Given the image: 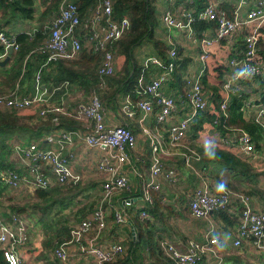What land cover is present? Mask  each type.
I'll list each match as a JSON object with an SVG mask.
<instances>
[{"label": "built area", "instance_id": "1", "mask_svg": "<svg viewBox=\"0 0 264 264\" xmlns=\"http://www.w3.org/2000/svg\"><path fill=\"white\" fill-rule=\"evenodd\" d=\"M14 2L16 0H8ZM183 2L182 7L172 10L167 9L158 12V32L168 45L170 61L165 62L163 58L155 55L146 58L144 71L149 65L156 66V74L145 81L144 74L140 77L142 87L137 93L138 98L132 100L128 97L125 111L130 114L134 110L151 113L158 107L157 121L168 125V141L172 146L184 145V139L190 131L199 113L208 111L211 108L210 100L204 90L202 77L206 65L212 59L213 50L226 44L227 52L224 60L229 66L223 83L225 96L221 102L222 114L228 116V108L235 96L242 99L241 110L251 116L264 129V60L258 58L259 51L264 50L259 45L260 27L264 22V0H239L232 16L228 11L220 8L217 1H212L200 11H195L191 5L195 0H169L171 4ZM252 5L249 9L245 7ZM199 20L214 21L215 26L202 31L200 35L195 32V23ZM250 25L249 30L241 33ZM132 23L129 17H116L114 15V0H97L96 3L82 13L75 0H62L59 11L52 21L44 27L46 38L42 44L36 47L29 54L28 58L34 56L45 57L46 63L60 60H72L84 49L88 52L102 53V60L98 67L100 86H107V77L116 72V61L114 44L125 37L131 31ZM173 30L187 34V38L193 40L198 50L197 62L199 66L193 72L186 75V88L184 92L178 89L166 92L164 87L173 80L177 63L178 47L172 40ZM38 29L34 28L27 33L33 38ZM242 34V44L238 42L237 36ZM165 37V38H164ZM0 45L3 47L0 53V60H4L10 54V48L14 52L20 49L17 35H9L0 29ZM39 69L35 79L40 82L43 79V71ZM258 86V97L248 95L245 92L248 85ZM70 88L66 82L59 88ZM20 86L9 94L0 95V109L27 110L33 106H45L51 96L30 95L19 92ZM184 109V115L174 120V116ZM54 113L53 123L58 128L60 123L59 115L74 117L84 120L87 123L88 132L84 136L85 142L104 151L98 168L105 174L103 184L104 197L108 198L115 191H130V179L127 173L123 172L122 164L131 159L132 151L136 144V135L131 128L124 124L108 125L105 120L104 103L102 94L94 90L86 102L79 103L73 109H66L64 106H55L52 109L44 108L41 115ZM218 120L215 121L217 123ZM54 135L47 137L52 143H59L61 147L73 142V131L60 129ZM160 133H154L151 137L152 164L150 176L144 182L143 197L153 203L152 191H159L162 183L160 177L171 181L179 179L175 167H167L161 158L164 152ZM209 138L215 144L231 149L236 155L247 159L252 163L264 162V146L262 150L256 147L253 136L244 129H233L231 133L223 135L219 132H211ZM18 150L25 157L27 170L20 171L13 167L0 166V188L9 186L20 188L22 186L31 190L45 189L54 183L61 185L81 184L84 178L73 170L68 158L62 155L59 148H45L33 142L30 145L20 147ZM184 161L188 167H193L194 161H200V154L193 148L187 147L183 153ZM142 162L143 159L139 158ZM3 195L0 190V201ZM124 203L130 205V199ZM220 209H228L237 213L239 225L237 226L238 236L234 240L235 246H241L243 241H248L253 247L264 252V210L253 208L252 198L245 193L236 192L225 186H218L214 189L211 183L204 181L202 185L193 189L190 200V210L195 217H207ZM142 221H150L152 215L145 209L139 212ZM115 220L118 223H128L129 217L123 209L115 212ZM30 225L29 220L23 215L15 212L10 218H5L0 213V244L5 248V255L10 264H23L17 248L30 240L27 231ZM107 219L102 207L96 209L92 216L77 223L71 229V239L62 243L56 250V256L66 262L69 253L66 246L76 244L81 254L92 256L96 264H105L110 261H117L122 258L128 250L124 243H113L104 247L98 243L101 231L106 228ZM95 232L93 237L89 234ZM220 240L218 236H211L205 242L191 240L186 252L179 251L168 241H162L161 247L164 253L172 259L175 264H198L206 253L217 256V245Z\"/></svg>", "mask_w": 264, "mask_h": 264}, {"label": "crops", "instance_id": "2", "mask_svg": "<svg viewBox=\"0 0 264 264\" xmlns=\"http://www.w3.org/2000/svg\"><path fill=\"white\" fill-rule=\"evenodd\" d=\"M54 1L56 0H43L40 8H34L33 17L27 18L22 11V8H17L18 6L16 7L15 5H10L11 3L7 0H0V29L4 30L9 35H18L19 33L33 30L34 28L40 26L42 23V17L45 14L48 17L44 18L43 23L48 22L50 18L56 16V12L59 10L62 0H57L59 1L58 6L57 3H54ZM214 1H217L219 4L223 2L230 3L236 7L239 0ZM33 3H35L34 0ZM182 6L184 5L181 1L171 4L169 0H157L156 3L158 12L165 11L168 8L175 10ZM251 6L252 5L245 7L244 10L249 9ZM263 25L264 22L262 23V26ZM157 33L158 38H160L162 35H160L158 31ZM171 37L175 45L178 47V42L173 39L172 33ZM184 44L186 45V49L184 50L183 55L192 57V61L190 60V64L188 63L189 65L187 70H190L189 72H193L194 68L199 66V63L197 62L198 60L196 59L198 55V48L196 47L195 43ZM148 53V57L156 55V52L152 48L148 51ZM223 55L220 56L225 57ZM79 56L80 53L77 54L74 59L78 58ZM145 61L146 58L144 59L143 64H145ZM48 65L49 63H46L44 59V63H41L40 69L43 68L44 70L46 67H48ZM6 67H10V62ZM156 69V66H151L150 68L148 67L146 69L147 71H144L145 81L151 79L156 74ZM20 81L18 82V85L20 86L21 91L24 93L27 91L30 95L51 96L47 105L40 106L41 109L48 107L52 109L55 106H64L66 109H73L79 103L88 101L93 92L91 91L90 93L85 94L78 85H72L69 89L63 90L57 86L55 87V84L46 83L44 79L37 83L34 74L30 81ZM141 87L142 83L139 78L136 91L138 89L139 92ZM164 89L168 93L171 91L174 92V90H176L170 86V84L165 86ZM244 89H246L244 94L245 97L248 95H254V97H258L259 89L257 85H248ZM136 94L138 97L137 92ZM129 96L119 97L117 99V104L115 103L114 106H110L105 102L104 110L106 114L105 120L108 125L124 124L131 128L136 135V144L134 150L132 151L131 159L129 162L123 163L121 169L123 172L127 173L130 179V191H115L108 198L104 197L103 184L106 177L105 174L99 171L98 168L99 161L103 156L104 151L97 147H92L85 142L84 136L89 129L87 127V123L84 120H81V122L79 121L80 119L70 117L78 120L82 127L68 129L64 126H61L59 123L58 128L53 125V128L50 132L43 134L42 139L33 140V142H36L45 148L52 147L61 149L62 155L69 159L73 170L83 176L84 181L81 184L88 187L87 190H85V195L82 194V196H78L76 203H78L79 207L86 206L88 215L80 221L91 217L96 209L102 207L106 214L107 226L101 231V234L98 238V243L104 247H109L113 243L122 242L126 245V247H128L125 256L128 255L129 250L132 248V241H139L137 236L139 227L143 232L145 230L154 232L155 239L160 243L162 241H168L181 252H186L188 250L189 242L191 240L205 242L211 236L216 235L220 240L216 249L217 256L222 260L221 264H264V252L253 247L250 242L243 241L241 246L234 245V240L238 236L236 224H226L214 213H211L207 217H195L192 215L189 206L193 189L199 185H202L204 181L211 183L212 186H214V189H216L220 182H222L235 185L243 190L252 189L251 185L253 186L254 182L250 181L241 174L232 173L218 164L213 165V163H211L210 166L205 167L204 162L201 160L194 161L193 167H188L184 163L183 156V153L187 150V147H190L186 143L187 141L184 142V145L180 146H172L169 143L167 138L168 125L165 123H158L157 121V106L151 113L134 110V113L130 114L129 112L125 111V105L128 103ZM130 98L132 99L131 96ZM35 108H37V106H33L27 110ZM184 113L185 111L180 105V110L175 114L174 120L176 121L177 119L181 118ZM59 128L73 131L72 143H65L61 147V145L57 142L52 143L48 141L47 137L49 135L55 136ZM157 132L160 133L162 137H164L162 144L165 150L161 154L162 162L167 167H176L179 174V179L177 181H171L164 177H160V181L162 183L161 189L159 191H152L154 199L153 203H150L143 197V186L145 180H147L150 176L152 164L151 137L152 134ZM41 140L44 141L43 144H41ZM208 140H210L209 137L203 138L202 142L208 143ZM260 143L264 146V141ZM27 145L30 144L26 143L23 145L19 142H15L14 146L12 147L13 153L8 160V163L11 165L8 166L23 172L27 170L25 165V157L18 150V146L23 147ZM138 157L143 159V161H138ZM253 166V173H257L255 176V186L257 187L258 191H261V193L254 192L252 194V204L253 208L256 210H264V162L259 164L253 163ZM55 185H57V183H54L52 186ZM26 188L27 187L25 186L20 188L9 186L1 187L3 199L0 201V213L5 218H10V214L13 213L12 208L17 207L13 203L15 202L16 196L20 198L22 190L29 192L32 196L31 199L35 198V190L31 191L30 189ZM125 199H130L131 204L126 205L124 203ZM120 209H123L128 215V223H118L115 220V212ZM142 209H150L152 211V219L147 222L148 224H145L144 221H141L139 217V212ZM136 217L140 221L138 222V227L137 224L136 226L133 225ZM27 219L30 222V219ZM31 223L33 222L31 221ZM29 230L32 232V230L28 227L27 231L30 235V240L26 244L18 246L16 250L21 257L23 264H54L57 259L60 261V264H96L94 257L81 254L79 247L73 243L66 246L69 253L68 261L64 262L60 260L55 254V250L57 248L46 251L42 250V238L39 242H36ZM94 235V231H91L89 234L90 237H93ZM143 239L141 240V244H139L138 250L139 253L146 256V259L150 252L147 245V239L145 238L146 243L142 244ZM217 263L218 258L214 254L206 253L198 264Z\"/></svg>", "mask_w": 264, "mask_h": 264}, {"label": "trees", "instance_id": "3", "mask_svg": "<svg viewBox=\"0 0 264 264\" xmlns=\"http://www.w3.org/2000/svg\"><path fill=\"white\" fill-rule=\"evenodd\" d=\"M23 1L24 2L22 3L21 0H16L10 2V5L22 8L26 17L32 18L34 12L33 0ZM96 1L97 0H75L82 13L87 12ZM212 1L214 0H195L190 7L195 11H200ZM54 3H57V6L59 5V1L57 0L54 1ZM156 3L157 0H114V15L116 17H129L132 23V28L125 37L117 41L113 46L115 53L119 54L122 59L121 69H117L116 72L118 73L115 72L113 75L107 77L106 87L102 88L100 86L98 74V67L103 54L101 52H88L86 49H84L76 59L51 62L44 70L42 68L41 71H43L44 81H46V83L55 84V87H60L62 84L69 82L70 86L78 85L81 87L85 94L97 90L102 94L103 103L106 102V104L110 106H114L115 103L117 104V99L121 96L126 97L130 95L133 100H136L138 98L136 88L139 83V78L144 74L143 61L149 56L148 53H143V56H141V52H144V46L147 44L154 49L156 55L163 58L165 62L171 60L168 54L167 43L161 37L158 38L157 36L160 21ZM219 6L220 8L227 10L230 16H232L231 14H233L235 10V7L230 3L223 2ZM58 11L56 13H58ZM47 17L48 16L45 14L42 17L41 22L43 23L44 18ZM52 19L53 17L50 18L49 23ZM42 23L40 26L36 27L38 32L33 38L27 32L19 33L17 35L20 49L12 54L9 68L6 67L7 65L5 67H0V95L9 94L13 91L20 79V82L26 80L30 81L33 74L36 76L41 63H44L45 57L43 56L28 58L32 50L42 44L46 38V34L43 31L44 27L48 24L47 22ZM214 26V21L205 20H199L194 25L195 32L198 35H200L205 29ZM238 42L242 44V38L238 40ZM259 45L261 48L264 45V25L260 29ZM220 47L225 49L224 52L226 54H233V52H227L224 43H222ZM2 50L3 47L0 45V53ZM212 56L211 61L206 65V70L202 77L204 90L210 100L211 108L208 111L199 113L184 139V142L187 141L186 143L200 154L201 161L204 162L205 167L210 166L211 163H213V165L218 164L232 173L241 174L250 181H253L254 185H251L252 189L249 190L240 189L229 183L220 182L219 184V186L228 187L236 192L245 193L252 198L254 192L261 193V191H258L255 186V176L257 173H253L254 166L251 161L241 158L231 149L221 147L211 140H208V143L197 141L199 142L198 147H196L197 145L194 143V140H196L195 137L199 136V134L205 130H207L206 132L208 134L215 131L227 135L228 133H231L233 129H244L253 136L256 147L260 150L263 148V145H261L260 142L264 141V129L259 123L252 119L250 115L242 112L241 107L243 103L241 98L237 96L233 98L227 110V117L222 114L220 105L225 96L223 83L225 80V74L229 70V66L224 60V57L219 56L215 52L212 53ZM258 58L264 60L263 48L259 51ZM190 60L192 61V57H188V55L184 56L183 52L179 50L175 59L177 67L173 80L170 82V86L178 89L180 92H184L186 88V75L190 71L187 70ZM151 66L154 65H150L149 68ZM60 89L65 90L66 88L63 87ZM19 92L22 94H28L27 91H25V93L22 92L21 88ZM41 110L40 105L35 109L21 111L0 109V166L7 167L8 165H11L8 163V160L13 153L12 147L15 142H19L23 145L26 143L30 144L34 139H42L43 134L51 131L54 125V113L41 115ZM59 118L60 125L68 129L82 127L79 122L81 120L78 121L63 114H60ZM216 120H218L217 123H215ZM43 143L44 141L41 140V144ZM184 163L186 164L185 161ZM87 187L88 186L82 184H57L45 189H36L35 198L31 200L29 208L30 210L36 208L41 209L43 215L46 214V212L51 214V210L56 208L57 214H60L64 209L73 207L77 202L76 200L78 196H82V194L85 195ZM86 209V206H80L76 211L71 209V211L63 217V220L59 219L54 221V217L52 219H48L47 217L45 219H40L46 232V238L43 236L42 239V250L56 249L62 243L68 242L71 239V229L78 221L87 217L88 213ZM12 210L17 214H22L28 218L25 214L29 211L27 204L23 207H13ZM146 210L151 214L152 211L150 209ZM36 211L37 210L33 212ZM213 213L226 224L239 225V217L237 213L230 212L228 209H220ZM71 215H74L75 220H77L74 224H71ZM138 222L140 221L136 217L133 225L136 226L137 224L138 227ZM147 222L148 221H145V224H148ZM137 236L139 241H132V248L129 250L128 255H124L117 261H110L105 264H175V262L164 253L161 243L155 239L154 232L149 230L143 232L138 227ZM144 237L147 239V245L150 252L146 259V256L139 253L138 250L139 244H141V240ZM59 262L60 261L57 259L54 264H60ZM0 264H10L5 255V248L1 244Z\"/></svg>", "mask_w": 264, "mask_h": 264}, {"label": "rangeland", "instance_id": "4", "mask_svg": "<svg viewBox=\"0 0 264 264\" xmlns=\"http://www.w3.org/2000/svg\"><path fill=\"white\" fill-rule=\"evenodd\" d=\"M21 2L23 3L24 1L23 0H21ZM34 8H40L41 7V5H42V3H43V0H34ZM43 24V23H42ZM47 24H49V21L47 22ZM41 25V24H40ZM38 26V25H37ZM251 26L250 25H248V26H246L243 30H242V34H243V32L244 31H247V30H249V28H250ZM242 34H240V35H238L237 36V39L239 38H241L242 37ZM172 35H173V39L176 41V42H178V51L179 50H181L182 52H184V50L186 49L185 48V44L184 43H193L192 41L193 40H190V39H188L187 38V34L185 33V32H183V35H181V33L179 32V31H177V30H173V32H172ZM225 45V47L227 46L226 44H224ZM180 46H182V48L180 47ZM181 48V49H180ZM222 49V50H221ZM149 50H151V47L150 46H148L147 44L144 46V52L142 51L141 52V56H143V53H148V51ZM199 50V49H198ZM224 48H221V47H216L214 50H213V52H215V53H217L219 56L220 55H223L225 52H224ZM149 54V53H148ZM223 56H225V55H223ZM225 58V57H224ZM115 61H116V70L118 69H121V62H122V59H121V57L119 56V54H116L115 53ZM142 61V60H141ZM116 73H118V72H116ZM207 130H205V131H202L200 134H199V136H197V137H195V139L196 140H194V143H196V147H198V143L199 142H197V141H202L203 140V138H207V137H209L208 135V133L206 132ZM189 137H190V134H189ZM26 189H28V188H26ZM31 190V189H30ZM32 191V190H31ZM15 197V196H14ZM31 195H30V193L29 192H25L24 190H22V193H21V195H20V198L19 197H15V202L13 203L14 205H16V206H20V207H23L24 205H26L27 204V206H28V209H29V211H27L25 214L28 216V218H30V226H29V228L32 230V232H30V230H29V232H30V234L32 235V237H33V239L36 241V242H39L40 240H41V238L43 239V236H44V238H46V232H45V230H44V227H43V223L42 222H40L41 220L40 219H45L46 217L48 218V219H52L53 217H54V221H57V220H63V217L66 215V214H68L70 211H71V209L73 210V211H76L77 209H78V207H79V205H78V203H76V204H74V206L73 207H70V208H68V209H64L60 214H57V209L55 208L54 210H51V214H48L47 212H46V214H44L43 215V212L41 211V209H38V208H36V209H32V210H30V208H29V205L31 204L30 202H31ZM35 210H37L36 212H33V211H35ZM62 218V219H61ZM70 220H71V224H74L77 220H75V216L73 215H71V218H70ZM31 221L33 222V223H31ZM144 243H146V239L144 238L143 239V241H142V244H144Z\"/></svg>", "mask_w": 264, "mask_h": 264}, {"label": "water", "instance_id": "5", "mask_svg": "<svg viewBox=\"0 0 264 264\" xmlns=\"http://www.w3.org/2000/svg\"><path fill=\"white\" fill-rule=\"evenodd\" d=\"M14 53L13 48H10V54L4 59L0 60V67H5L11 60V56Z\"/></svg>", "mask_w": 264, "mask_h": 264}]
</instances>
